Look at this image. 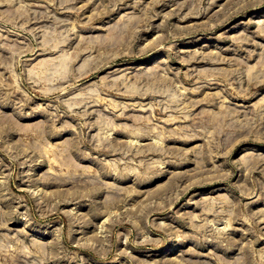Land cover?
<instances>
[{
    "label": "rangeland",
    "instance_id": "1",
    "mask_svg": "<svg viewBox=\"0 0 264 264\" xmlns=\"http://www.w3.org/2000/svg\"><path fill=\"white\" fill-rule=\"evenodd\" d=\"M0 264H264V0H0Z\"/></svg>",
    "mask_w": 264,
    "mask_h": 264
}]
</instances>
